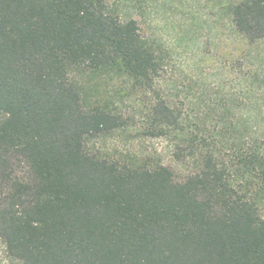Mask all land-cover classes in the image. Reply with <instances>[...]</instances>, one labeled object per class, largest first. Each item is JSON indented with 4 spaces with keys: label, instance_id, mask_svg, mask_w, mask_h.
I'll return each instance as SVG.
<instances>
[{
    "label": "trees",
    "instance_id": "1",
    "mask_svg": "<svg viewBox=\"0 0 264 264\" xmlns=\"http://www.w3.org/2000/svg\"><path fill=\"white\" fill-rule=\"evenodd\" d=\"M107 1L0 0L4 259L264 264V132L247 135L222 111L219 137L200 135L157 94L167 50ZM231 21L244 39H263L264 0H236ZM113 76L143 95L145 120L134 132L168 138L175 157L194 164L183 178L151 157L89 147L130 126L82 82Z\"/></svg>",
    "mask_w": 264,
    "mask_h": 264
},
{
    "label": "rangeland",
    "instance_id": "2",
    "mask_svg": "<svg viewBox=\"0 0 264 264\" xmlns=\"http://www.w3.org/2000/svg\"><path fill=\"white\" fill-rule=\"evenodd\" d=\"M235 1H107L111 12L134 18L144 37L167 50L155 83L157 94L208 138L219 137L217 114L222 111L237 120L247 135L264 132V38L250 42L236 33L231 21ZM82 82L88 94L111 101L114 111L130 124L125 131L94 138L90 148L157 159L172 169L176 179L191 171L194 164L178 160L168 138L140 137L134 132L146 112L140 101L143 95L135 93L128 80L84 77ZM151 94L145 97L150 99ZM0 264H9L1 243Z\"/></svg>",
    "mask_w": 264,
    "mask_h": 264
}]
</instances>
